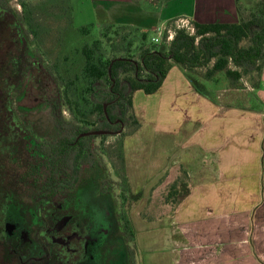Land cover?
Returning <instances> with one entry per match:
<instances>
[{
	"label": "trees",
	"instance_id": "1",
	"mask_svg": "<svg viewBox=\"0 0 264 264\" xmlns=\"http://www.w3.org/2000/svg\"><path fill=\"white\" fill-rule=\"evenodd\" d=\"M14 1L0 0V189L4 188V167L11 158L23 157L32 167L41 163L43 173H66L76 163L75 150L84 149L79 143L86 141V165L100 168L102 187L114 190L93 141L140 127L134 112L135 93L156 94L174 67L213 84H220L223 76L232 88H238L245 77H260L264 68V0L238 6L236 22L191 21L194 34L177 29L173 25L176 20L171 21L158 44L152 42L150 32L136 27L110 22L101 31L96 25L75 27L86 40L75 50L80 64H68L69 57L66 64H51L41 45L42 27L33 10L23 1L18 2V9ZM67 3L68 12L74 14L71 0ZM169 29L175 31L170 42ZM28 88L38 92L49 113L48 128L52 130L46 136L27 129L34 128L27 119L31 109L21 105ZM85 131L108 134L79 138ZM120 157L124 164L123 148ZM29 181L35 182L26 176L25 182ZM39 182L41 188L61 183L52 178ZM182 186L185 191L176 206L190 195L189 183ZM177 188L175 183L167 200L177 195ZM128 191L122 192L123 202ZM121 222L130 264H136L135 248L129 244L137 243V235L124 212Z\"/></svg>",
	"mask_w": 264,
	"mask_h": 264
},
{
	"label": "crops",
	"instance_id": "2",
	"mask_svg": "<svg viewBox=\"0 0 264 264\" xmlns=\"http://www.w3.org/2000/svg\"><path fill=\"white\" fill-rule=\"evenodd\" d=\"M252 1L189 0L187 11L176 15L113 17L108 12L102 19L131 21L136 25H126L153 33L180 18L236 22L238 6ZM179 71L174 67L156 93L163 96V115L171 110L169 122L175 121L177 110L185 116L180 128H165L167 133L185 132L187 119L198 125L185 143L194 138L199 158L187 168L173 159L161 175L183 166L190 183V195L175 207L171 222L178 264H264V68L254 87L242 79L240 88L224 82L223 91H213L215 84L197 74Z\"/></svg>",
	"mask_w": 264,
	"mask_h": 264
},
{
	"label": "rangeland",
	"instance_id": "3",
	"mask_svg": "<svg viewBox=\"0 0 264 264\" xmlns=\"http://www.w3.org/2000/svg\"><path fill=\"white\" fill-rule=\"evenodd\" d=\"M22 1L31 7L36 21L42 27L41 45L51 64H66V57L70 60L68 64H80L75 50L86 40L74 28L96 25L101 31L108 23L102 19L108 12L110 14L113 12V17L132 16L142 12L156 14L157 17L162 13L167 16L171 13L180 14L189 8V0H71L74 14H70L67 0H15L12 4L21 9L18 2ZM241 1L244 4L248 3V0ZM126 23L135 24L129 21L115 25ZM168 25L160 27L162 32L166 31ZM173 25L171 26L174 27ZM131 27L138 28L134 25ZM157 32L158 29L150 32L151 37L157 36ZM175 68L183 72L179 67ZM220 78V84H215L213 91L214 88L223 91L224 82H228L223 76ZM256 78L257 75L245 77L242 83H246L247 87L249 85L254 87ZM159 95L148 96L143 92L135 95V115L140 124L137 130L126 129L123 135L109 136L106 139L97 138L93 141L96 152L103 161L107 178H110L113 183L111 185L115 188L112 192V199L116 203L115 212L119 213L120 218L123 212L126 214L137 235V243L129 244L130 248H135L136 264H178L179 254L171 242V235L174 233L171 222L176 202L185 191L182 184L189 183V180L183 166H178L173 173H166L165 177L161 175L168 170L173 159H177L178 162L182 160L187 168L200 156L194 138L185 143L187 137H190L198 127L196 122L187 119L182 123L185 132L182 130L181 133H167L165 128H180L179 124L185 116L183 112L177 110L175 121L169 122L171 110L163 115L162 106L160 108L163 96ZM41 102L38 92L28 88L21 105L31 109L27 119L35 131L41 136H46L49 130H52L48 128L51 120ZM65 116L68 117V113H65ZM121 148L125 155V166L120 157ZM175 183L178 184L179 193L167 200ZM126 188L129 191L123 202L121 195ZM137 195L140 196L136 198Z\"/></svg>",
	"mask_w": 264,
	"mask_h": 264
},
{
	"label": "flooded vegetation",
	"instance_id": "4",
	"mask_svg": "<svg viewBox=\"0 0 264 264\" xmlns=\"http://www.w3.org/2000/svg\"><path fill=\"white\" fill-rule=\"evenodd\" d=\"M79 144L84 149L75 150L76 163L66 173H43L41 163L27 166L23 157L4 167L0 264H130L114 190L102 187L100 168L86 165V141ZM46 178L61 183L41 188Z\"/></svg>",
	"mask_w": 264,
	"mask_h": 264
},
{
	"label": "built area",
	"instance_id": "5",
	"mask_svg": "<svg viewBox=\"0 0 264 264\" xmlns=\"http://www.w3.org/2000/svg\"><path fill=\"white\" fill-rule=\"evenodd\" d=\"M175 25H176L175 27L177 29H186L192 34L195 33L194 26L191 24V21L186 19V18H180V19L176 20ZM157 33H158L157 36L152 37V42L155 44H158L162 41L163 34L165 33V31L162 32L161 29H158ZM174 35H175L174 29H169L168 30V38H167L168 42L173 40Z\"/></svg>",
	"mask_w": 264,
	"mask_h": 264
},
{
	"label": "water",
	"instance_id": "6",
	"mask_svg": "<svg viewBox=\"0 0 264 264\" xmlns=\"http://www.w3.org/2000/svg\"><path fill=\"white\" fill-rule=\"evenodd\" d=\"M105 109H106V107H105ZM108 134V132H105V131H93V132H88V133H86V134H83V135H81V137L82 136H102V135H107Z\"/></svg>",
	"mask_w": 264,
	"mask_h": 264
}]
</instances>
